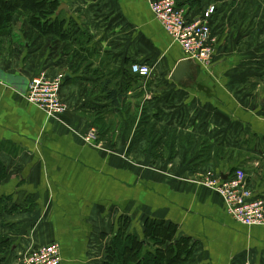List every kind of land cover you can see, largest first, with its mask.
Returning <instances> with one entry per match:
<instances>
[{"label": "crops", "instance_id": "crops-1", "mask_svg": "<svg viewBox=\"0 0 264 264\" xmlns=\"http://www.w3.org/2000/svg\"><path fill=\"white\" fill-rule=\"evenodd\" d=\"M152 1L60 0L68 35L0 49L2 264L51 242L59 264H100L123 217L137 234L147 219L175 225L193 246L187 264H264V226L235 221L191 180L240 169L264 202V0H178L188 19L208 18L215 39L208 67L191 63L178 80L186 56ZM40 73L63 78L59 120L24 99ZM89 128L100 147L81 138Z\"/></svg>", "mask_w": 264, "mask_h": 264}, {"label": "built area", "instance_id": "built-area-1", "mask_svg": "<svg viewBox=\"0 0 264 264\" xmlns=\"http://www.w3.org/2000/svg\"><path fill=\"white\" fill-rule=\"evenodd\" d=\"M150 8L163 29L181 46L186 58L197 59L208 67L215 44L208 18L188 19L178 0H153ZM213 11V6L207 10L209 14ZM131 71L147 77L151 67L135 62L131 65ZM62 80V76L50 77L40 73L30 79L24 99L43 111L48 118L59 120L67 110L66 103L60 98ZM81 138L95 147L102 145L94 128H89ZM205 184L223 199L228 215L235 221L245 226H264V202L252 196L243 170H235L226 179L214 175L206 179ZM60 261L59 244L51 242L28 248L15 257L14 264H59Z\"/></svg>", "mask_w": 264, "mask_h": 264}, {"label": "trees", "instance_id": "trees-1", "mask_svg": "<svg viewBox=\"0 0 264 264\" xmlns=\"http://www.w3.org/2000/svg\"><path fill=\"white\" fill-rule=\"evenodd\" d=\"M60 0H0V49L10 55L11 31L14 25L19 26L23 46L27 44L29 51L36 49L41 35H47L53 41L58 33L69 34L62 29L60 12L57 9ZM53 43V42H52ZM26 47V46H25ZM6 170L0 161V181L6 177ZM127 217L118 220V228L105 249L102 264H187L193 246L186 237L178 238L175 225L160 219H147L142 233L126 230ZM11 242L0 237V264L6 259L7 249Z\"/></svg>", "mask_w": 264, "mask_h": 264}, {"label": "rangeland", "instance_id": "rangeland-1", "mask_svg": "<svg viewBox=\"0 0 264 264\" xmlns=\"http://www.w3.org/2000/svg\"><path fill=\"white\" fill-rule=\"evenodd\" d=\"M9 30L11 31L10 35H11V38H12V39H9V40L10 41H14L12 43H15V46H14V44L11 43V48L15 49L16 51L22 50L24 48V46H23V43H22V36L19 34L20 33L19 26L18 25H14ZM13 49L11 50V52L14 51ZM215 176H217V175H215ZM210 177H213L212 172H208L207 171L206 175H203V174L199 173L196 177H193L191 180L194 183H197V184H200V185H204L205 187L208 188V186L205 184V180L210 178ZM221 179H223V178H221ZM104 258H105V250L102 251V255H101V258H100L101 259L100 264H102Z\"/></svg>", "mask_w": 264, "mask_h": 264}, {"label": "water", "instance_id": "water-1", "mask_svg": "<svg viewBox=\"0 0 264 264\" xmlns=\"http://www.w3.org/2000/svg\"><path fill=\"white\" fill-rule=\"evenodd\" d=\"M62 9H64V11H67V6H66L65 3L60 4V6H59L58 9H57V13H58L59 11H61ZM191 63H193V64H197V65L200 66V67L206 68V67L203 66V65H202L197 59H189V58L182 59V60H180V61L176 64V66L174 67V70H173L172 73H171V78H172L173 80H178L179 77H180L181 72H183V70H184L185 68H187V67L189 66V64H191ZM227 177H228V175H221V178H223V179H225V178H227Z\"/></svg>", "mask_w": 264, "mask_h": 264}]
</instances>
